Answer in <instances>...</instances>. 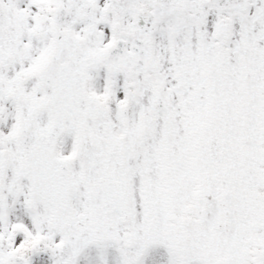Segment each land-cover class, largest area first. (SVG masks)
Returning <instances> with one entry per match:
<instances>
[{
	"label": "snow or ice",
	"instance_id": "snow-or-ice-1",
	"mask_svg": "<svg viewBox=\"0 0 264 264\" xmlns=\"http://www.w3.org/2000/svg\"><path fill=\"white\" fill-rule=\"evenodd\" d=\"M0 264H264V0H0Z\"/></svg>",
	"mask_w": 264,
	"mask_h": 264
}]
</instances>
